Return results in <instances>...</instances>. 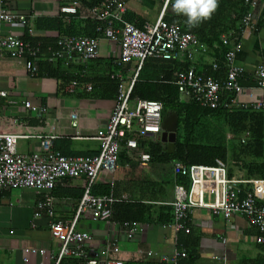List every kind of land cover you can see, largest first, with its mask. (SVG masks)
I'll use <instances>...</instances> for the list:
<instances>
[{
	"label": "crops",
	"instance_id": "crops-1",
	"mask_svg": "<svg viewBox=\"0 0 264 264\" xmlns=\"http://www.w3.org/2000/svg\"><path fill=\"white\" fill-rule=\"evenodd\" d=\"M105 1L83 0L76 13L62 12V8L69 6L72 0L7 2L8 8L24 14L29 23L27 27L4 24L1 26L2 34L17 36L38 51L36 57L28 53L23 58H16L9 50H0V82L8 93L0 99V131L26 136L18 141L19 154L42 153L41 141L37 137L54 130L58 136L53 141L54 151L67 157L98 156L101 143L94 136L108 125L121 91L127 92L132 86L134 89L136 83L161 82L178 87L180 73L191 68L223 82L227 72L222 77L218 72L224 67L214 70L213 65H223L230 51L236 53L237 63L247 70L246 80L242 82L246 90L236 94L233 105L243 107L249 103V88L254 86L257 73L264 66V27L258 26L264 0L248 1L250 7L246 16L252 12L253 18L248 25L244 22L246 16L243 18L238 42L229 34L221 36L222 43L225 36L233 42L230 45L223 43L231 50L221 54L222 57L216 56L204 40L211 38L224 25L222 0H219L212 16L198 26H190L186 16L174 11L173 0H120L126 8L122 20H102L93 12V7ZM253 1H257L254 9ZM163 13L166 21L194 34L207 50L194 48L193 59L148 58L150 60L141 67L136 60L120 63V44L105 35L110 24L118 30L123 28L124 23L144 29L155 24ZM93 23L98 33L96 37L91 26ZM29 29L35 30V35H31ZM64 37L100 39L99 56L85 60L77 54H57L60 50L58 41ZM28 61L36 63V76L28 72ZM132 92V107L140 99L161 101L132 98ZM255 92L258 99L264 97L262 90L256 89ZM179 95L181 102L195 101L184 97L180 90ZM26 102H30L35 109L26 108ZM74 115L77 126L73 124ZM165 132L169 134L166 140L163 139ZM180 133L179 115L175 110L166 109L165 105L160 134L143 137L137 123L127 133L121 142L116 170L100 174L92 192L97 196L112 194L118 199L113 206L112 222H136L138 226L134 237L128 238L127 232L120 227L114 228L113 223L94 221L89 214H83L78 219L76 231L90 236L86 246L89 258L101 253L102 264L110 259H121L125 264H191V261L193 264H264V244L257 242L259 231L246 216L236 215L228 220L209 209L194 208L189 213L190 232L175 231L172 204L176 197V185L189 187L191 183L181 182L183 176L177 175L174 170L177 163H183L172 159ZM228 134L231 141L234 136ZM248 135L246 133L242 139L245 140ZM130 140L137 142L136 148L128 146ZM152 143L160 144L163 156L151 155L149 145ZM144 155L149 156L146 162L142 159ZM231 178L263 179H247L241 172H236ZM87 186L88 178L82 176L63 179L52 192L32 188L0 189V264H56L62 241L52 234L48 206L38 209V204L45 203L51 196L53 220L68 226L76 218L80 198ZM250 189V185L241 186L239 198L242 199ZM37 211L42 214L41 217H35ZM114 246L118 247L117 252ZM31 250H44V254ZM176 251L184 252L186 256L174 263L171 258ZM165 257L168 260L163 259ZM60 264H87V261L67 256Z\"/></svg>",
	"mask_w": 264,
	"mask_h": 264
},
{
	"label": "built area",
	"instance_id": "built-area-1",
	"mask_svg": "<svg viewBox=\"0 0 264 264\" xmlns=\"http://www.w3.org/2000/svg\"><path fill=\"white\" fill-rule=\"evenodd\" d=\"M9 0H0V50L7 49L13 57L23 58L28 53L36 57L37 50L32 49L24 41L14 35H3L1 26L4 24H20L28 26V18L7 7ZM83 0H72L69 6L62 8V12L76 13ZM257 6L253 1L252 8ZM126 11L125 5L120 0H107L93 7V12L102 20L112 22L121 21ZM253 13L249 12L244 22L249 24ZM31 35L35 30L29 29ZM106 38L117 42L121 46L120 63H128L133 60L139 62L140 67L148 58H161L164 60L193 59V49L206 51L207 48L198 38L190 33L180 30L174 24L166 21L164 13L155 24L147 25L144 29L124 23L118 30L111 24L106 29ZM223 43L233 44L227 36L223 37ZM60 50L57 54H77L85 60L99 56L100 39L64 37L58 41ZM236 53L230 51L226 55L223 65L214 63V70L225 67L227 77L220 81L216 77H208L199 74L194 68L180 73L177 85L180 92L186 98H192L206 108L217 109L221 105L222 91L241 94L246 90L242 85L246 80L247 70L236 61ZM26 67L31 76H36L37 66L33 61L26 62ZM133 86L125 92L121 91L115 110L105 129L100 130L95 140L101 143V153L94 157H67L52 149L53 141L58 138L54 130L47 135L37 138L41 141L42 153L21 155L17 152V144L26 136L10 134L0 131V189H24L32 188L37 191H53L57 185L66 178H88V186L80 198V204L75 220L68 226L62 221L53 220V198L48 196L45 203L39 202L38 209L45 205L49 209L52 234L61 239L62 247L56 264L67 256L84 258L87 264H102L100 254L95 258H89L86 246L90 236L85 232L76 231L78 219L83 214H89L94 221H107L113 223L114 228L120 227L127 232L128 238L134 237L138 223L125 222L117 224L112 222L113 206L118 201L114 195L97 196L92 192L94 184L103 172H114L118 166V156L121 142L126 138L135 123L139 125L140 135H157L161 132L162 112L164 104L161 101L140 99L135 107L130 104V95ZM256 89L264 92V66L257 73L254 86L248 91L249 103L243 107H253L256 110H264V97L258 99ZM8 95L0 82V99ZM28 109H35L30 102L25 103ZM1 111V106H0ZM74 126H77L76 115L72 116ZM243 142H245L243 140ZM131 148L137 147L135 140L128 141ZM144 162L149 160L148 155L142 156ZM175 173L190 179V186L176 185V197L173 202L174 222L173 227L177 233L190 232L189 213L192 209H209L216 215L230 219L236 215L246 216L249 222L256 226L259 235L257 242L264 244V179L240 180L231 178L227 164L222 160H216L214 166L186 165L177 163ZM250 185L251 189L245 192L240 199V188ZM37 211L35 217H41ZM117 252L118 247L114 246ZM44 254V250H31ZM186 253L176 251L171 261L185 257ZM168 260L167 257L163 258ZM28 261L27 257L25 258ZM170 260V259H169ZM103 264H125L121 259H110Z\"/></svg>",
	"mask_w": 264,
	"mask_h": 264
},
{
	"label": "trees",
	"instance_id": "trees-1",
	"mask_svg": "<svg viewBox=\"0 0 264 264\" xmlns=\"http://www.w3.org/2000/svg\"><path fill=\"white\" fill-rule=\"evenodd\" d=\"M248 1L222 0L224 25L211 38L204 39L216 56L222 57L221 54L231 50V47L223 45V34L231 35L236 42L240 39L238 34L242 29V20L250 7ZM91 26L96 37V24ZM258 26L264 27V6ZM226 72L224 67L218 74L225 77ZM136 97L161 100L166 109L175 110L179 115L181 133L172 156L173 161L214 166L217 159H222L228 165L230 177L241 172L247 179H264V110L234 106L236 94L229 92H224L217 109L204 108L195 101L184 103L180 100L176 85L161 82L146 85L136 83L132 98ZM228 133L234 136L231 141L227 139ZM246 133L249 135L242 142ZM149 152L152 156L164 155L159 143L150 144ZM180 181L185 184L190 182L185 177H181ZM190 263L193 264V261Z\"/></svg>",
	"mask_w": 264,
	"mask_h": 264
},
{
	"label": "clouds",
	"instance_id": "clouds-1",
	"mask_svg": "<svg viewBox=\"0 0 264 264\" xmlns=\"http://www.w3.org/2000/svg\"><path fill=\"white\" fill-rule=\"evenodd\" d=\"M218 7V0H173V9L187 17L190 26L209 19Z\"/></svg>",
	"mask_w": 264,
	"mask_h": 264
},
{
	"label": "water",
	"instance_id": "water-1",
	"mask_svg": "<svg viewBox=\"0 0 264 264\" xmlns=\"http://www.w3.org/2000/svg\"><path fill=\"white\" fill-rule=\"evenodd\" d=\"M168 135H169V134H168L167 132H165L164 135H163V139L166 140V139L168 138ZM174 135H175V134H174ZM171 137H172V136L170 135V138H171ZM170 138H169V139H170ZM170 140H171V139H170ZM173 140H175V138H173Z\"/></svg>",
	"mask_w": 264,
	"mask_h": 264
},
{
	"label": "rangeland",
	"instance_id": "rangeland-1",
	"mask_svg": "<svg viewBox=\"0 0 264 264\" xmlns=\"http://www.w3.org/2000/svg\"><path fill=\"white\" fill-rule=\"evenodd\" d=\"M229 135V134H228ZM228 135H227V139L229 140L230 138L228 137Z\"/></svg>",
	"mask_w": 264,
	"mask_h": 264
}]
</instances>
